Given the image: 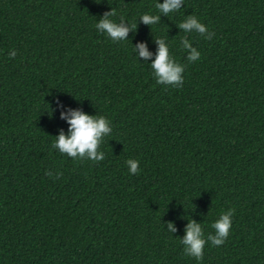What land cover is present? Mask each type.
I'll return each mask as SVG.
<instances>
[{"label":"trees","instance_id":"16d2710c","mask_svg":"<svg viewBox=\"0 0 264 264\" xmlns=\"http://www.w3.org/2000/svg\"><path fill=\"white\" fill-rule=\"evenodd\" d=\"M158 2L0 0V264H264V0H183L168 16ZM113 8L137 25L127 40L95 27ZM188 15L213 38L181 31ZM159 38L185 65L181 88L156 82ZM57 101L111 120L104 160L52 147L69 128ZM231 208L226 242L186 256L189 220L207 237Z\"/></svg>","mask_w":264,"mask_h":264},{"label":"clouds","instance_id":"9594fccd","mask_svg":"<svg viewBox=\"0 0 264 264\" xmlns=\"http://www.w3.org/2000/svg\"><path fill=\"white\" fill-rule=\"evenodd\" d=\"M183 6V0H164L163 3H156L155 8L159 13L168 16L170 13L178 11ZM160 14L146 13L140 17V20L146 25L152 26L161 21ZM116 16V10L105 12L98 20L95 27L103 34H106L113 42H120L128 39L129 32L137 30L136 24H129L123 16L119 22H115L112 17ZM181 31L185 33H197L204 36L205 39L211 40L214 36L213 32H209L207 26L202 23L197 16L188 15L186 19L177 25ZM158 50L155 54V59L150 64L153 70V75L157 84L170 85L176 88L183 87L185 65L179 63L172 52L166 38L156 39ZM181 47L188 55L189 62H195L200 59L201 53L193 46L187 36L181 38ZM135 52L138 57H143L147 61L153 53L148 50L147 43L141 42L135 45ZM17 53L13 49L9 53V58L14 59ZM61 108L60 118L66 120L69 128L67 133L64 129H60V133L52 144V147L58 149L60 153L65 154L74 160H91L100 162L105 159V153L100 151V146L104 137L112 132L111 120L104 115H92L85 112L82 108H68L63 110L62 103L57 101ZM129 166V173L139 175V161L129 159L126 162ZM46 175L53 177L51 170L46 172ZM63 176L62 172L55 174V179ZM235 209L231 208L227 211H222L220 217L211 225L215 230V234L209 233L205 237V232L200 222L195 219L189 220L185 227V235L181 238L180 243L184 246V254L194 257L196 260H203L204 248L208 241H211L213 246H222L230 235L232 228V217L235 214ZM167 230L170 233L177 232L174 222L167 223Z\"/></svg>","mask_w":264,"mask_h":264}]
</instances>
